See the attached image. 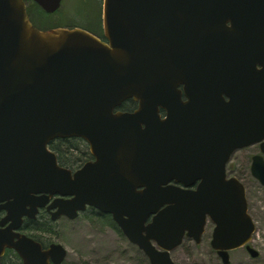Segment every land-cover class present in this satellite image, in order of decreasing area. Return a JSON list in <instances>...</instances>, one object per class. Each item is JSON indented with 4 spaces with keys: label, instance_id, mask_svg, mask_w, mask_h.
I'll return each instance as SVG.
<instances>
[{
    "label": "water",
    "instance_id": "obj_1",
    "mask_svg": "<svg viewBox=\"0 0 264 264\" xmlns=\"http://www.w3.org/2000/svg\"><path fill=\"white\" fill-rule=\"evenodd\" d=\"M33 1L45 13L61 2ZM102 4L107 41L82 27L35 28L24 0H0V257L13 249L21 264H61L64 246L43 248L24 219L43 208L51 221L76 219L88 206L150 264H176L170 252L185 238L199 244L208 220L222 264L239 247L256 257L245 188L226 165L259 144L250 172L264 187V95L241 86L264 78V0ZM128 98L138 108L117 110ZM74 137L92 159L71 170L48 145Z\"/></svg>",
    "mask_w": 264,
    "mask_h": 264
},
{
    "label": "rangeland",
    "instance_id": "obj_2",
    "mask_svg": "<svg viewBox=\"0 0 264 264\" xmlns=\"http://www.w3.org/2000/svg\"><path fill=\"white\" fill-rule=\"evenodd\" d=\"M82 1L61 0L58 12L42 18L44 21L72 19V23L79 24L85 18L84 14L90 16L91 21L95 13L99 14L100 18L102 0H87L86 4ZM256 153H259L258 144L243 147L231 154V159L226 165L227 176L238 177L244 185L247 210L255 223L254 234L248 243L258 254L252 257L244 247L235 248L229 251V264H264V187L250 172V161ZM212 226L214 224L208 220L199 244H195L191 238H185L178 248L171 251L170 255L174 262L222 264L209 244ZM51 230L39 232V237L46 243L59 242L64 246L67 251L64 264H150L136 245L131 244L116 227L99 219L94 210L82 212L76 219L61 217L53 222ZM23 231L30 236L37 234L29 229L23 228Z\"/></svg>",
    "mask_w": 264,
    "mask_h": 264
},
{
    "label": "trees",
    "instance_id": "obj_3",
    "mask_svg": "<svg viewBox=\"0 0 264 264\" xmlns=\"http://www.w3.org/2000/svg\"><path fill=\"white\" fill-rule=\"evenodd\" d=\"M28 3L27 7V11L29 14V18H31V21L33 22L34 26H37L39 29L42 30H46V28L48 26H54L52 28H58L57 24L55 23H51V20H47L44 21V19L42 17L45 16H50V14L45 13L43 11V9L41 7H39L37 5V3L33 0H25ZM75 25H71V26H78L79 27H83L86 30L90 31L91 33L93 32L95 35H97L98 37H102V27H101V20L100 18L96 21L95 24L92 25H88V24H79L76 25V23H74ZM136 107V103L132 100V99H128L127 101L123 102L122 105L119 106V108L123 111H131ZM49 149L51 151H54L56 153V157H57V162H59V164L61 166H65L68 167L70 169H76V167L81 166L84 162H86V159L90 158V152L89 150H87V143L84 142L83 139L78 138V137H74V138H57L52 140L49 145H48ZM96 216H98L99 219L104 220V222L106 223H110L111 225H113L114 227H116V229H118L119 232L120 229L116 226V224L114 223L112 217H110L107 214L104 213H97L96 211ZM24 224H23V228L24 229H29L32 230L34 234L30 237H32L33 239L40 241L42 243L43 246H46V243L43 239H41L39 237V232L40 233H45L46 231H52V225L53 222L51 221V219H49V216L45 213V211L40 212L36 218H34L33 220L30 219H24ZM14 256V257H13ZM12 257L14 258L13 260H20L19 256L17 253H15L13 250H6V253L3 257H1L0 259V263L1 264H16V261L12 260ZM6 260H11L13 262L11 263H6ZM62 264H64L62 262ZM85 264V263H84Z\"/></svg>",
    "mask_w": 264,
    "mask_h": 264
},
{
    "label": "flooded vegetation",
    "instance_id": "obj_4",
    "mask_svg": "<svg viewBox=\"0 0 264 264\" xmlns=\"http://www.w3.org/2000/svg\"><path fill=\"white\" fill-rule=\"evenodd\" d=\"M25 1V0H24ZM82 1V0H81ZM82 2H84L85 4L87 3V0H83ZM102 2H103V0H102ZM102 2H101V4H102ZM61 3V2H60ZM25 7L26 6H28V3H27V1H25ZM60 7V6H59ZM27 8V7H26ZM102 9H103V4H102ZM58 10H59V8L56 10V11H54V12H52V13H48V14H50V16L52 15V14H55L56 12H58ZM27 15H28V19H30V21H31V18H29V14H28V11H27ZM99 14H94V18H93V20L91 21L90 19H91V17L90 16H88L87 14H84V17L85 18H83V20H86V21H83L82 20V23L83 24H88V25H92V24H95L96 23V21L99 19V16H98ZM71 20V21H70ZM100 20H101V27H102V37H98L97 35V37L98 38H100L101 40H105V41H107V39L104 37V34H103V26H102V21H103V15H102V11H101V14H100ZM77 21H79L78 20V18H77ZM31 23H32V25L34 26V24H33V22L31 21ZM51 23L53 24H57V27L59 26V27H64V28H72V27H78V28H81V27H79V25H78V23H76V22H74V23H76V25H78V26H71V25H75L74 23H72V19H69V21H64L62 18L61 19H58V20H51ZM227 24L228 25H230V22H227ZM35 28L37 27V26H34ZM52 27H54V26H48L47 28H46V30L47 29H50V28H52ZM38 28V27H37ZM83 28V27H82ZM85 29V28H84ZM86 30V29H85ZM88 31V30H87ZM90 32V31H89ZM91 33V32H90ZM93 33V32H92ZM94 34V33H93ZM244 37H246V35H244ZM257 37V36H256ZM238 38V42H243V43H247L248 41L245 39V38H242V37H240V36H238L237 37ZM258 38H259V36H258ZM261 39V36H260V38H259V40ZM249 43V42H248ZM257 44H258V42H257ZM257 44H256V47H257ZM250 45H251V42H250ZM243 63V64H246V62L247 61H240V60H238L237 62H235V61H231L230 62V64L231 65H233V64H235V63ZM228 63V62H227ZM227 63H223L222 65L224 66V67H226L227 66ZM256 66H255V69L254 70H257V71H260L261 70V68H262V65H260V64H258V63H256L255 64ZM242 66V65H241ZM248 72V71H247ZM244 74H245V71H244ZM199 77H201V75L199 74ZM199 77H197V78H199ZM219 77V76H218ZM246 77L247 78H249L247 75H246ZM261 77V76H260ZM259 77V78H260ZM262 78V80L260 79H256L255 77L254 78H249V81H246L245 82V84H242L241 86H246L247 87V89L248 90H252V88H254L253 89V92L254 93H259V91H257L256 89H262V90H260V94L259 95H257V94H255L256 96H260V97H262V95H264L262 92H264V78L263 77H261ZM246 79V78H245ZM251 79V80H250ZM248 80V79H247ZM245 81V80H244ZM250 81H253V83L251 84V83H249ZM251 84V85H250ZM227 85V84H226ZM228 86V87H227ZM227 86H225V85H222V83H221V85L220 86H218L216 89L218 90V91H220V95H221V97L224 99V100H226V101H229V96L225 93L226 91H229V90H233L232 89V87L228 84ZM183 88H184V85L182 84V83H178L177 84V90H179V92L181 93L180 95V100L181 101H184V100H187V97H186V95H185V90H183ZM251 93V91H248V95ZM253 95V94H252ZM254 95V96H255ZM128 99H132V98H128ZM127 99V100H128ZM127 100H125V101H127ZM133 100V99H132ZM125 101H123V102H125ZM135 103H136V107L134 108V109H137L138 108V106H139V103H138V101H136V100H133ZM122 102V103H123ZM122 103H121V105H122ZM121 110L120 108H119V106H118V108H117V110ZM133 109V110H134ZM121 111H123V110H121ZM132 111V110H131ZM128 112V111H127ZM158 113L160 114V117L161 118H163V117H165L166 116V113H165V110H164V108H159V111H158ZM85 142V141H84ZM86 143V142H85ZM258 147H259V144H258ZM87 150H89L88 149V144H87ZM89 152H90V150H89ZM90 158H88V159H86V162H87V160H90V159H92V155H91V153H90ZM251 162V161H250ZM85 163V162H84ZM83 163V164H84ZM82 164V165H83ZM81 165V166H82ZM251 166V165H250ZM80 167V166H79ZM76 168H78V167H76ZM71 170H76V169H71ZM226 172H227V169H226ZM236 177V176H235ZM89 209H91V210H94V211H97L95 208H93V207H91V206H88L84 211H82L83 213L84 212H87V211H89ZM44 212L45 211V213L49 216V213L47 212V210H46V208H43V209H40V211H39V213L40 212ZM82 212H80V213H82ZM38 213V214H39ZM80 213H78V215L80 214ZM97 213L99 214L100 212H98L97 211ZM102 213V212H101ZM4 214H5V210H3V209H1L0 210V219L4 216ZM105 214V213H104ZM108 215V214H107ZM110 216V215H109ZM78 217V216H77ZM111 217V216H110ZM26 219V218H25ZM25 221V220H24ZM52 222H54V221H52ZM23 224H24V222H23ZM211 228V233H212V230H213V228H214V226H212V227H210ZM205 230H206V227H205ZM205 230H204V232H205ZM21 231L22 232H24L23 231V226H22V228H21ZM203 232V233H204ZM202 233V234H203ZM204 235V234H203ZM203 235H202V237H203ZM211 236H212V234H211ZM202 237H201V241H202ZM211 240V239H210ZM251 240V239H250ZM249 240V241H250ZM248 241V242H249ZM49 243H51V242H49ZM48 243V244H49ZM209 243H210V241H209ZM48 244H46V246H43V248H46L47 246H48ZM249 245H250V243H249ZM245 248V247H244ZM6 250H11V249H5L4 250V252H3V255L1 256V257H3L4 255H5V253H6ZM13 250V249H12ZM11 250V251H12ZM246 250V249H245ZM14 251V250H13ZM215 251V250H214ZM15 252V251H14ZM16 253V252H15ZM215 253H216V251H215ZM216 255H217V253H216ZM19 256V255H18ZM1 257H0V259H1ZM219 257V256H218ZM220 258V257H219ZM19 259H20V257H19ZM13 260V259H12ZM13 261H16L17 263L16 264H21V259L20 260H13ZM13 261H11V260H6V263H11V262H13ZM1 264V263H0ZM61 264H62V262H61ZM81 264H84V263H81Z\"/></svg>",
    "mask_w": 264,
    "mask_h": 264
}]
</instances>
